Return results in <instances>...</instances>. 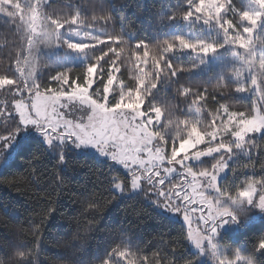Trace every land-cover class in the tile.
I'll list each match as a JSON object with an SVG mask.
<instances>
[{
    "label": "trees",
    "instance_id": "trees-1",
    "mask_svg": "<svg viewBox=\"0 0 264 264\" xmlns=\"http://www.w3.org/2000/svg\"><path fill=\"white\" fill-rule=\"evenodd\" d=\"M231 3L238 10H249L254 6L252 0H231ZM34 4L35 13L46 22L45 17L63 18L81 11L84 20L81 31H107L113 37H122L116 49L118 55L109 61L116 63L104 64V76L99 77L95 65L103 64L107 55L101 57V52L94 50V44L87 42L81 45L86 51L58 47L68 38L67 33L59 38L57 32L54 33V44L62 50L49 60L44 57L37 61L38 89L47 94H68L76 87H85L89 73L93 72L94 83L92 81L90 89L93 99L103 100L107 92L108 101L116 96L113 104L117 106L126 104L135 95L142 108H147L148 104L161 108L162 121L153 133L163 143L170 138L167 152L173 144L179 145L181 136L187 137L182 143L192 136L204 138V132L211 130L209 124L213 123V117L217 118L216 124L221 118L226 120L221 104L227 105L229 111L247 114L259 99L258 92H236L233 72L239 67L238 58L230 55L232 51L227 46L209 55L207 58L211 60L203 64L196 54L187 50L180 52L177 49L168 54L167 60L174 68L183 69L175 77H171L163 59H160V64L164 65L162 72L159 64L154 65L152 54L155 52L159 58L158 46L165 39L174 40L181 35L191 40L207 38L222 42L217 30L205 27L201 22L167 21V15L180 11L183 0H48L42 7L35 0H27V4L24 0H5V4L0 2V86L7 83L3 78L5 74L13 76L16 87L23 91L22 100L30 95L22 60L29 40V32L27 34L25 29L30 27L29 21L35 14L30 16ZM100 7L105 11L100 12ZM93 16L110 19L97 22ZM228 18H232L231 12ZM50 28L56 30L51 24ZM254 33L253 46L264 47V32ZM141 40L145 44L137 49ZM112 46L116 48L115 44ZM145 50L149 57L147 52L143 53ZM136 55L144 57L143 63L136 60ZM239 59L243 60V55ZM255 71L259 79L264 80V67L256 64ZM58 74H63V79L54 81L52 77ZM244 75H247L246 71ZM157 77L160 81H156ZM68 79L69 84H66ZM155 82L158 87L153 90ZM121 83L127 89L123 96L120 94ZM182 86L191 88L193 94L199 90L206 99L193 101L191 95L179 94L178 89ZM8 87L0 88V135L8 134L5 126L8 125V132L14 128L9 118L15 115L14 99H21L15 87L12 93L11 86ZM125 98L127 102H124ZM217 111L219 116H216ZM193 123H197L195 131L192 130ZM242 123L240 121L239 126ZM225 126L230 129L232 125L226 122ZM202 129L204 132L200 131ZM21 133L22 129L14 140L9 139L11 149L0 150V248L10 253L8 256L0 253V264H80L81 260L85 264H99L98 258L110 247L128 253L124 264L145 256L149 260L155 259L157 264H169V261L210 264L190 248L186 225L160 212L142 197L131 200L112 195L107 182L110 162L65 145L66 164H63V158L58 159L42 138L34 134L22 138ZM261 135H248L254 144L248 149L251 159L233 149L236 154L228 161L227 172L219 184L232 191V195L246 181L264 178V139ZM217 138L226 142L233 139L230 135ZM25 143L31 145L30 151L21 150ZM215 161L205 160L196 165L195 170L200 171L198 167L204 164L212 166ZM245 215L235 228L222 230L216 236L217 246L225 257L234 259L232 254L236 251L242 255L252 253L258 238L264 236V218ZM79 245L89 248L88 255H81ZM21 254L23 259L19 258ZM164 257L167 259L161 260ZM256 257L260 259V253H256Z\"/></svg>",
    "mask_w": 264,
    "mask_h": 264
},
{
    "label": "snow or ice",
    "instance_id": "snow-or-ice-1",
    "mask_svg": "<svg viewBox=\"0 0 264 264\" xmlns=\"http://www.w3.org/2000/svg\"><path fill=\"white\" fill-rule=\"evenodd\" d=\"M37 4L39 7H42V0H37ZM252 5L254 6L249 10H238L231 3V0H183V6L180 8V11L171 12V14L167 15V21L170 22L181 19L184 22H201L205 27L217 30L222 36V42L217 43L215 40L207 38L191 40L185 36L177 35L174 40L165 39L162 44L158 46L159 58L155 52L152 54V61L154 65L159 64V71L162 72L164 69V65L160 64V59H163L166 61L171 77H175L178 72H183V69L176 70L171 61L167 60L168 54L177 52V49H179L180 52L187 50L196 54V56L199 57L200 64H203L206 57L216 54L220 49L227 46L232 51L233 55L238 58L239 67L234 69L233 72L237 83L236 92L242 93L248 91L253 94L259 93L258 101L250 107L247 114L245 112L239 113L229 111L227 105H220V109L223 110L226 120L221 118V122L216 124L215 121L217 118L213 117V123L209 124L211 130L208 132H204V129L200 130L204 132L205 141L206 137L208 138L206 148L200 150L203 152L202 155H196V151L189 156L187 150H181L179 153H184L181 158L178 159V155H176L174 160L171 159L172 155L181 148L182 141L187 138L181 136L179 138V147L177 148L175 144H173L170 154L165 151L170 138L166 139L159 163L154 162L151 158L154 149L150 144H145L137 140L135 130L149 120L155 128L156 125L153 123L152 115L154 113L156 118L161 108L148 104L147 108H140L142 116L139 119L133 114L131 120H129L123 112L113 110V101L116 100V96H113V98L108 101L107 105H105L103 101L92 105L93 115L88 118L87 124H78L74 132H66L65 128L71 123L69 120L65 128H61L59 134H57L56 129L50 125L51 118L47 114L44 104L40 102V100H42L41 97H38L37 103L34 106V111L33 107H29L28 115H21V112L18 111L17 108L23 103V91L16 87L15 78L6 74L3 78L7 83L0 86V88L11 86L12 93L15 87V91L21 94V99H14V107L15 111L18 113V119L16 115H12L9 118L14 124V128L11 132H8V125L5 126V132L8 134L0 135V150L4 151L6 149L5 145L7 147L10 145L9 139L11 138V140H14L16 134L27 126L34 127L35 130L42 135L46 145L51 148L58 159L63 158V164H66V154L63 151L65 145H67V147L71 145L77 150L81 148H91L113 162L110 165L109 175L107 176V182L110 185L109 191L113 196L128 197L131 200L142 197L145 201H150L155 207L167 209L179 216L182 212L183 221L189 223L187 238L194 244L199 255H207L212 258L214 264H264V236L258 238L252 253L242 255L240 251H236L232 254L234 259L225 257L216 243V236L219 230L228 223L239 224L241 217L246 214L248 206L258 208L264 212V178L260 181H246L240 186L239 190H234L235 195L231 194L232 191L218 184V179H222L219 174L228 168V162L221 153H227L228 159H231L232 156L236 154L233 152V149H236L239 150L240 153L248 155L249 159H251L248 149L254 147V144L253 138L248 137V133H261V138L264 139V80L259 79V75L255 71L256 64L264 67V47H254L252 41V35L256 29L264 32V0H252ZM98 10L100 12L105 11L103 7H100ZM229 12L232 13V18H228ZM45 19L57 30L58 38L63 37L64 34L67 33L68 38L62 41V46L66 47L68 50L86 51L81 45L87 42L94 44V50L100 51L101 57L105 55L108 56V59L102 60L103 64L96 63L95 65L96 73L99 77L104 76V64L114 65L116 63L115 60H112L111 63L109 61L111 58L118 55L116 49L119 48L122 37H113L107 31H94L91 33L81 31L80 25L84 24V20L81 19V11H77L75 14H70V16H65L63 18L51 19L45 17ZM99 19H103L106 22L110 17L97 18L93 16L94 21L98 22ZM82 36L87 39H72V37L79 38ZM97 40L102 41V43H96ZM106 40L111 43H106ZM58 41L61 45V41L59 39ZM114 44L116 48L112 46ZM144 44L145 42L143 40L139 41L137 43V49ZM100 45H103V47H100ZM241 49L244 51L241 52ZM105 50H107V52H105ZM145 52L148 53L149 57V52L145 50L143 53ZM241 55H243V60L239 59ZM136 60L143 63L144 57L136 55ZM193 66L197 67V65ZM242 68L247 72L246 76L244 75L245 71L240 70ZM10 69L12 68L10 67ZM97 69H100V71H97ZM52 79L54 81L61 80L63 79V74L53 76ZM101 81L103 82V80ZM156 81H160V78L157 77ZM75 83L77 85L80 84L77 81H75ZM66 84H69V79ZM85 85V87H87V84ZM157 87L158 84L155 82L153 90L157 89ZM46 91L50 92L48 89H46ZM126 91L127 89L121 83L120 94L123 96ZM178 91L179 94L185 97L191 95L193 101L206 99L199 90L196 94H193L191 88L182 86ZM13 97H15V95H13ZM124 102H127L126 98ZM61 107L66 108L67 105H61ZM64 115L70 116V112H66ZM219 115L220 113L217 111L216 116ZM132 121L136 122L132 123ZM240 121H243L247 127L242 129L239 126ZM226 122L232 125L230 129L225 126ZM185 124L186 126L188 125L187 120ZM196 124L197 123L192 124L193 131L198 129ZM129 129L132 130L129 131ZM223 135H230L233 139H229L227 142L221 139L216 142L217 137ZM197 138L198 137H194L193 140ZM213 142L216 143L213 144ZM209 145H216L218 147L209 149ZM56 149H60V151H56ZM21 150L30 151L31 145L25 143V145L21 147ZM155 150L159 151V148ZM130 153L135 154L136 159L139 161L133 164L132 167H129L128 162L122 159V156L129 155ZM214 153L219 154V157L217 158V156L213 155ZM205 156H211L213 160H216V163L212 165L211 171L204 168L197 172L193 170L192 166L185 163L190 159L200 161L201 157ZM165 162L169 165L168 167L164 166ZM175 166H180L181 171L178 172ZM162 168L164 173L163 176L161 175ZM136 169H147L151 174H155V179H152V175L150 174L148 179L141 178L137 180L134 176ZM185 174L191 177L190 181L184 179L181 183H173L172 179H170L173 176L181 177ZM201 180L205 182L208 188L217 192L216 200L220 198L231 200L233 203L239 205L240 211L233 212L227 208L222 211L215 209V204L204 196H200V200L197 201L192 193H196L198 189H200V191L203 189L197 187V185H200ZM157 186L159 190H157ZM189 189H191V192H189ZM257 189L259 190L257 191ZM241 193H248L250 195L242 198ZM193 203L206 205L208 211L207 215L201 214L199 216V220L203 223V227L195 232L190 226V213L201 210L191 207ZM78 248L82 256L88 255L90 251L89 248L84 245H79ZM0 253L5 256L10 255V253L3 248H0ZM256 253H260V259H257ZM127 255L128 253L121 251L119 248L110 247L98 258V262L99 264H124ZM19 258L23 259L24 257L21 254ZM165 259H167V257L161 260ZM152 262L157 264L155 259L149 260L145 256L143 258L137 257L136 260H128L127 264H152ZM80 264H85V262L81 260ZM169 264H174V262L169 261ZM193 264H196V261L193 262Z\"/></svg>",
    "mask_w": 264,
    "mask_h": 264
},
{
    "label": "rangeland",
    "instance_id": "rangeland-1",
    "mask_svg": "<svg viewBox=\"0 0 264 264\" xmlns=\"http://www.w3.org/2000/svg\"><path fill=\"white\" fill-rule=\"evenodd\" d=\"M24 1L27 4V0H24ZM36 1L37 0H35V3ZM46 1L48 0H42V3H46ZM0 2H3L5 4V0H0ZM35 12L36 10H35V4H34V6L32 7L30 16ZM29 22L31 24L30 27L25 29L27 34L29 32V40L27 41L26 55L22 61L24 62V65H23L24 66V69H23L24 70V80L26 82L30 95L27 97L26 100H23V103L19 105L17 110L21 112L22 116H27L28 108L33 107V111H34L35 110L34 106L37 103L38 97H41L42 100H40V102L44 104L47 114L51 118L50 125L56 129L57 134H59V130L61 128H65V125L67 124L69 120L71 121V123L68 124V126L65 128V131L74 132L78 124L88 123V118L93 115L92 105L98 104L101 101H103L105 105L108 104V93L107 92L105 93L103 100H96L90 96V89H91V85L93 81L92 80L93 72L89 73L88 80H87V87H82V88L76 87L68 94H51V93L47 94V93L40 91L38 89V77H37V64L38 63L37 61H39L41 58H44V57H46L47 60L51 59L55 55V53L59 52V50H62L58 48V47H62V45L61 46L58 45V47L55 46L54 39L56 38V34L54 33H56L57 31L56 30L53 31L50 28V23L46 22L43 18H41L39 13H35ZM258 31L259 29H256L255 33ZM240 51L243 52L244 50L241 49ZM230 55L232 57H235L233 53H231ZM232 57H230L231 60H233ZM208 60L210 61L211 59L206 57L205 61H208ZM236 63L238 64V62ZM137 99H138V96L132 95V97L128 100L126 104L123 103V105L120 104V105L114 106L113 110L117 112H123L124 114H126L129 120H131V117L133 114H135L137 119H139L142 116V114L140 113L141 102L138 101ZM61 105H67V107L62 108ZM66 112H70V116H65L64 113ZM15 115L17 116V119H18V113L16 111H15ZM152 119H153V123L156 125V127H158V125L162 121V114L159 112L155 118V115L153 113ZM135 122L136 121H132V123H135ZM240 127L243 129V128H246L247 125L245 123H242ZM153 129L154 127L151 124V121L149 120L147 123L142 124L140 128L136 129L135 134H136L137 140L145 144H150V146L154 149L151 158L154 162L159 163L160 158L163 154L164 143L162 142V140H159L156 138V135L153 133ZM131 130L132 129H129V131ZM32 134L42 138L43 142L46 144L42 135L39 132H37L35 128L32 126H27L25 128H22V133L20 136L24 138ZM252 134L260 135L261 133H248V135H251V136ZM194 137H198V136H192L186 141H184L183 143H181V148L178 149L177 152L172 155L171 159L174 160L176 155H178L177 157L178 159L181 158L184 155V153H179L181 150H187V154L189 156L194 154L196 151H197V153H195L196 155H202L203 152L200 150H204L206 148L208 138H206V141H205V138H202V137H198L197 139L193 140ZM217 140L219 139L217 138ZM213 144H215V142H213ZM69 147L73 148L71 145H69ZM178 147L179 145L177 146V148ZM215 147H218V146L216 145L208 146L209 149L215 148ZM5 148L7 150L11 149L10 146L7 147L6 145H5ZM157 148H159V151L155 150ZM77 151L91 154L100 160L113 163L108 158L100 155L99 153H97L95 150L91 148H81ZM165 151L167 152L166 148H165ZM170 151L171 149L167 153L170 154ZM213 155L217 156L219 154L214 153ZM221 155L225 157L227 162L230 160L227 157V153H221ZM122 159L128 162L129 167H132L133 164L139 162L136 159L135 154H131V153L129 155L122 156ZM211 159H212L211 156H205V157H201L200 161H195V160L190 159L186 161L185 163L192 166L193 170L196 171L195 170L196 165H198L201 162H204L205 160H211ZM164 166L168 167L169 165H167V163L165 162ZM119 167H122V166H119ZM175 167L178 172L181 171L180 166H175ZM204 168H207L208 170H210L212 169V166H210L209 164H204V166L198 167V169L200 170ZM226 172H227V168L225 169L224 172H221L219 176L222 177L223 179ZM150 174L151 173L147 169H136L134 172V176L137 180L141 178L148 179ZM151 175H152V179H155V174H151ZM161 175L162 176L164 175L163 168L161 169ZM170 179H172L173 183H181L184 179H187L190 181L191 177L185 174L184 176H181V177L173 176ZM222 179H218V184H220ZM166 186H167V182H166ZM197 187L203 188L201 191L200 189H198L196 193H192V195L195 197L197 201L200 200V196H204L210 202L215 204V209H219L222 211L223 209L227 208L229 210L234 209L233 211L235 212L240 211L239 205L233 203L231 200H228L226 198H220L219 200H216L215 198L217 197V192L212 190L211 188H208L203 180H201L200 185H197ZM157 190H159L158 186H157ZM189 192H191V189H189ZM249 195L250 194L248 193H241L242 198L248 197ZM191 207L201 210L195 213H190V219H191L190 226L195 232L203 227V223L199 220V216L201 214L207 215L208 211H207L206 205H203L200 203H193ZM157 209L160 212H163L164 214L169 216L170 218L178 220L184 225H186V228L188 231L189 223L187 221H183L182 212L179 216L178 214L174 212L172 213L169 210L161 208V207H157ZM252 216L264 218V212H262L258 208H252L251 206H248V210L246 212L245 217L251 218ZM236 226L237 224H232V223L225 224L219 230L218 233H220L222 230H226L227 228H235ZM189 246L194 252H197L199 254L198 250L195 248L194 244H192L190 240H189ZM199 256L201 260L208 262V263L210 262V264H214V261L212 260V258L208 257L207 255H199Z\"/></svg>",
    "mask_w": 264,
    "mask_h": 264
}]
</instances>
